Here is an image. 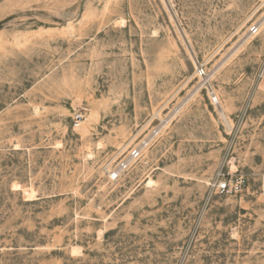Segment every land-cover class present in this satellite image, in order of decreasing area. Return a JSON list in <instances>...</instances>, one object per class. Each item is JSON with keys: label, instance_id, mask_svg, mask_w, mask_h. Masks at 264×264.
Returning <instances> with one entry per match:
<instances>
[{"label": "rangeland", "instance_id": "374dc122", "mask_svg": "<svg viewBox=\"0 0 264 264\" xmlns=\"http://www.w3.org/2000/svg\"><path fill=\"white\" fill-rule=\"evenodd\" d=\"M0 264H264V0H0Z\"/></svg>", "mask_w": 264, "mask_h": 264}, {"label": "built area", "instance_id": "2783aa9c", "mask_svg": "<svg viewBox=\"0 0 264 264\" xmlns=\"http://www.w3.org/2000/svg\"><path fill=\"white\" fill-rule=\"evenodd\" d=\"M251 34L256 35L258 33L257 27H252ZM205 72L202 68H197V75L202 76ZM213 102L218 103L217 98L213 97ZM84 120V116L80 113L77 114L74 118V127L78 128L82 121ZM156 134V133H153ZM152 137V136H151ZM150 144V140H146L142 145L132 149L129 154L128 161L125 163H121L118 170L111 175L112 179H118L119 176L124 173L130 162L136 161L141 158L143 150ZM247 186V180L244 175H237L232 177H223L217 186L218 193L226 196H235L243 192L245 187Z\"/></svg>", "mask_w": 264, "mask_h": 264}, {"label": "bare ground", "instance_id": "6f19581e", "mask_svg": "<svg viewBox=\"0 0 264 264\" xmlns=\"http://www.w3.org/2000/svg\"><path fill=\"white\" fill-rule=\"evenodd\" d=\"M221 109V116L224 118V119H226V116H225V113H224V111H223V109L222 108H220Z\"/></svg>", "mask_w": 264, "mask_h": 264}]
</instances>
